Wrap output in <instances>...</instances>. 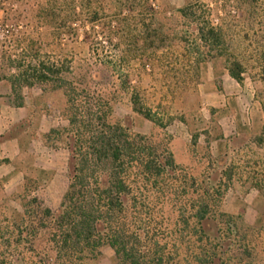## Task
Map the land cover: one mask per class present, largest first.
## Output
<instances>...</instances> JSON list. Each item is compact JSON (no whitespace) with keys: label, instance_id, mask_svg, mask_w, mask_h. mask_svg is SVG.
I'll return each instance as SVG.
<instances>
[{"label":"trees","instance_id":"obj_1","mask_svg":"<svg viewBox=\"0 0 264 264\" xmlns=\"http://www.w3.org/2000/svg\"><path fill=\"white\" fill-rule=\"evenodd\" d=\"M154 1L117 0L103 21L88 10L80 22L85 41L107 44L112 56L84 62L74 78L66 66L28 58L21 80L60 92L67 121L47 136H58L68 153L67 190L55 211L32 198L23 209L28 223L16 230L20 238L46 237L38 264H95L103 247L118 264H255L256 233L223 204L236 184L264 191V0H184L164 10ZM77 21H60L54 31L70 34ZM217 62L239 84L245 75L261 83L259 134L230 139L217 158L204 152L200 170L182 167L171 139L135 132V116L162 131L194 117L201 66ZM118 94L130 113L114 120ZM247 149L245 158L256 160L232 158ZM18 249L14 264L23 262Z\"/></svg>","mask_w":264,"mask_h":264},{"label":"rangeland","instance_id":"obj_2","mask_svg":"<svg viewBox=\"0 0 264 264\" xmlns=\"http://www.w3.org/2000/svg\"><path fill=\"white\" fill-rule=\"evenodd\" d=\"M183 3L184 0H155L153 2L159 10L170 7L179 8ZM116 4L117 0H0V68H2V72L11 70L14 81L18 80V82L23 83L21 78L28 58L38 56V59L49 66H66V69L73 74L74 78V75L78 73L77 68L82 66L84 62L94 63V59L105 60L110 58L112 54L109 53L110 48L107 44L102 46V48L94 46L96 42L90 43L93 38L88 42L85 41L84 28L80 22L88 19V10L89 12H98V18L103 21V19H106L114 12ZM64 20L78 21L77 25L73 26L74 32L71 31L70 34L63 33L62 36H58L54 31V27L58 22ZM50 23L52 24L51 26ZM96 31H99V26ZM216 64L221 65L220 62ZM244 77L248 76L245 75ZM256 83L259 86V91L257 92L259 93L262 91V85L259 82ZM48 93L53 94L54 107L67 123L63 113L65 109L63 95L58 91ZM198 102L199 93L193 100L194 108ZM257 109L259 110V122L254 133L247 137L249 139L259 134L262 124V114L258 104ZM129 113L130 108L127 98L122 94H118L112 102L114 120H119L122 116ZM187 117L189 118L188 115ZM166 129L163 131L159 130L141 117L135 116V132L139 134L153 136L156 140L171 139V135ZM52 138L64 146L58 136L53 135ZM247 151L248 149L240 153L239 157L233 155L232 158L236 161L238 159L244 161L248 159L256 160V157L253 156L245 158ZM198 154L197 158L192 157L188 164L180 166L193 169L199 168L200 170L202 167L199 166V163L205 164L206 162L200 161L199 159L203 158V154ZM212 157L217 158L219 156ZM67 187L66 167L63 175L50 184L44 193H40L37 199L38 205L41 208H49L55 211L59 207ZM32 188L33 186L31 185L30 189ZM32 198V195H29L27 199L20 200L21 213H16L15 207L10 208L13 212L9 210L7 212L6 210L4 211V208H0V264H14V255L16 254L14 250L16 248H19L17 256L21 260L23 259L21 264H38L41 257L40 251L47 247L46 237L29 238L25 234H23L22 238L17 236L16 230L18 227L24 228L26 223H28V220L26 221L23 216V209L27 202L32 201ZM41 208H36L32 205L29 210L35 214L40 213ZM223 208L226 213L238 216L242 223L256 233V236H254L255 241H253L256 247V259L254 262L255 264H264V191L258 192L254 189H248L247 186L240 187V185L236 184L228 190ZM34 220L38 228L41 214H38L37 218L34 215ZM16 240H20V242L16 244ZM32 246H34L36 251L29 254L28 250H31ZM21 251H24V254ZM95 264L118 263L115 261L112 250L109 247H103Z\"/></svg>","mask_w":264,"mask_h":264},{"label":"crops","instance_id":"obj_3","mask_svg":"<svg viewBox=\"0 0 264 264\" xmlns=\"http://www.w3.org/2000/svg\"><path fill=\"white\" fill-rule=\"evenodd\" d=\"M13 78L11 70L0 68V208L13 212L15 207L19 213L27 184L33 186L27 193L38 199L65 172L68 153L47 136L67 123L54 107L53 94ZM258 91L248 77L239 84L219 64L204 63L194 117L176 120L166 129L175 163L188 164L191 150L220 156L230 139L254 133Z\"/></svg>","mask_w":264,"mask_h":264}]
</instances>
